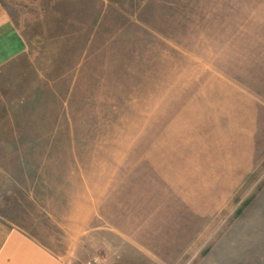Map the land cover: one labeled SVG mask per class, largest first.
<instances>
[{
  "label": "rangeland",
  "instance_id": "1",
  "mask_svg": "<svg viewBox=\"0 0 264 264\" xmlns=\"http://www.w3.org/2000/svg\"><path fill=\"white\" fill-rule=\"evenodd\" d=\"M0 220L65 264H264V0H1Z\"/></svg>",
  "mask_w": 264,
  "mask_h": 264
},
{
  "label": "crops",
  "instance_id": "2",
  "mask_svg": "<svg viewBox=\"0 0 264 264\" xmlns=\"http://www.w3.org/2000/svg\"><path fill=\"white\" fill-rule=\"evenodd\" d=\"M27 49L21 30L0 0V67ZM66 260L32 236L0 220V264H65Z\"/></svg>",
  "mask_w": 264,
  "mask_h": 264
}]
</instances>
